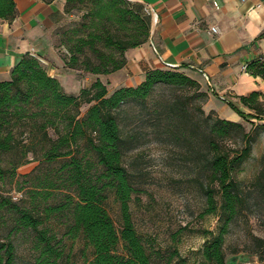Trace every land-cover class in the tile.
<instances>
[{"label": "trees", "instance_id": "trees-1", "mask_svg": "<svg viewBox=\"0 0 264 264\" xmlns=\"http://www.w3.org/2000/svg\"><path fill=\"white\" fill-rule=\"evenodd\" d=\"M42 1L51 5L57 0ZM65 5V14L77 15L81 23L63 41L68 52L63 60L67 68L83 75L100 77L122 70L127 64L126 52L149 40L150 26L145 15L128 0H66ZM16 16L14 0H0V22L12 24ZM247 72L264 80V61L249 63ZM159 88H170L181 95L162 105L163 112L170 110L168 115L179 107L189 111L185 101L196 100L197 110L205 115L208 92L186 73L176 70L154 69L147 72L140 86L123 87L112 94L98 78L77 96L67 94L43 62L26 54L13 68L10 80L0 82V227L10 214L14 217L12 231L35 235L37 255L33 264H76L73 249L56 247L59 240L46 226L64 214L72 220L65 236L84 244L78 250L84 264H187L177 251L163 260L160 252L151 253L136 230L131 212L135 188L124 164L119 116L130 104L146 106ZM240 103L249 110L248 114L233 103L227 105L242 119H254L260 124L252 123L246 132L240 122L219 117L211 128L205 215L220 212V219L225 217V221L217 232H204L206 241L199 264H229L237 260L235 256L228 258L225 251L229 224L243 198V187L235 174L251 156L255 139L252 132H264V96L253 92L241 97ZM86 105L89 107L83 115L81 109ZM233 129L242 135L243 146L223 150L217 139L229 140ZM30 146H48L43 154L48 162L69 160L57 171L59 182L40 185L42 190L30 192L31 204L24 206L15 202L18 198L13 201L11 192L18 169L30 162V154H35ZM83 148L94 154L96 164L80 157ZM256 187L264 189V174L256 179L253 188ZM55 189L72 190L73 195L65 194L63 202L50 205L47 202ZM110 195L119 204V228L104 205ZM39 198L40 204L36 203ZM253 239V253L264 262V239ZM16 250L9 236L0 237V264H15Z\"/></svg>", "mask_w": 264, "mask_h": 264}, {"label": "rangeland", "instance_id": "rangeland-1", "mask_svg": "<svg viewBox=\"0 0 264 264\" xmlns=\"http://www.w3.org/2000/svg\"><path fill=\"white\" fill-rule=\"evenodd\" d=\"M80 23L79 17L72 15L66 24L56 30L55 44L62 55L68 53L63 41L72 36ZM82 76V73L78 74V77ZM63 83L67 94L78 95L70 79L67 82L63 80ZM180 96L170 88H159L146 106L130 104L124 107L119 116L124 137L121 147L124 164L135 188L131 212L141 239L151 253H161V260L177 251L187 264H199L206 241L204 232H217L225 221V217L220 219V212L205 215L207 200L204 189L209 185L207 166L211 156L207 144L212 138L211 128L219 115L212 109L214 106H207L208 103L204 106L205 115H202L197 110V100L185 101L189 111L179 107L168 115L170 110H161L166 102L172 103ZM88 107H82L83 115ZM239 122L246 132L251 130L252 123L260 124L254 119L241 118ZM259 132H252L255 139L251 156L235 174L243 187V198L236 217L229 224L225 242L227 257L235 256L237 260L241 259L242 264H264L253 253L256 247L253 237L264 239V189L253 188L256 179L261 173L264 174V132ZM230 133L229 140L217 139L223 150L241 148L242 135L234 129ZM30 147L34 148L35 154H30V162L18 169L11 192L13 201L18 198L15 202L24 206L31 204L30 192L42 190L38 188L40 185L44 186L49 181L54 184L59 182L57 171L69 160L48 162L43 158L48 146ZM84 156L87 161L96 164L94 154L85 148L80 154V157ZM94 172L95 169L92 170ZM52 192L54 195L47 202L50 205L63 202L65 194L73 195L72 190L55 189ZM216 199L220 206V197ZM36 203H41L40 198ZM104 205L119 228L120 209L115 197L110 195ZM13 218L10 214L4 217L0 237L9 236L14 243L17 249L15 264H33L37 255L34 249L35 235L32 232L12 231ZM71 221L70 215L64 214L58 219H51L46 226L59 240L55 243L56 247L72 248L75 254L73 261L84 264L85 259L78 254L84 245L82 240L72 242L65 236ZM86 250L89 256L90 249Z\"/></svg>", "mask_w": 264, "mask_h": 264}, {"label": "crops", "instance_id": "crops-1", "mask_svg": "<svg viewBox=\"0 0 264 264\" xmlns=\"http://www.w3.org/2000/svg\"><path fill=\"white\" fill-rule=\"evenodd\" d=\"M128 1L145 15L149 40L126 52L127 64L122 70L107 76L78 77L81 72L65 66L55 44L56 30L68 21L66 0L51 5L42 0H14L16 20L0 22V82L9 81L13 68L30 54L43 60L49 75L61 82L64 90L63 80L70 79L79 93L98 78L112 94L123 87L140 86L147 72L154 69L186 73L208 92L207 106H214L221 119L233 122L241 117L227 102L248 114L240 98L253 92L264 96V80L244 69L253 61H264V0ZM144 6L154 14H145ZM213 27L218 33L211 31ZM242 263L241 259L233 262Z\"/></svg>", "mask_w": 264, "mask_h": 264}, {"label": "built area", "instance_id": "built-area-1", "mask_svg": "<svg viewBox=\"0 0 264 264\" xmlns=\"http://www.w3.org/2000/svg\"><path fill=\"white\" fill-rule=\"evenodd\" d=\"M214 5H215V8L216 9H218L219 8V4H218V2L217 1H215L214 2ZM144 13L145 14H147V15H153L154 13H153V9H151L150 7H148V6H144ZM211 31L213 32V33H218V28H212L211 29ZM36 57V56H35ZM41 62H43V60L41 59V58H39V57H37ZM245 70H247V65L245 66V68H244Z\"/></svg>", "mask_w": 264, "mask_h": 264}]
</instances>
